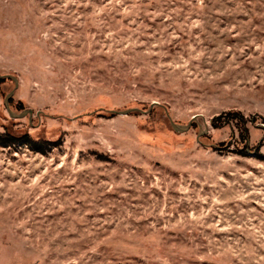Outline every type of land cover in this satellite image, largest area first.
<instances>
[{
	"label": "rangeland",
	"instance_id": "374dc122",
	"mask_svg": "<svg viewBox=\"0 0 264 264\" xmlns=\"http://www.w3.org/2000/svg\"><path fill=\"white\" fill-rule=\"evenodd\" d=\"M4 75L0 264H264V0H0Z\"/></svg>",
	"mask_w": 264,
	"mask_h": 264
},
{
	"label": "water",
	"instance_id": "95a60500",
	"mask_svg": "<svg viewBox=\"0 0 264 264\" xmlns=\"http://www.w3.org/2000/svg\"><path fill=\"white\" fill-rule=\"evenodd\" d=\"M2 79H11V80L14 81V83L16 85V88L19 86L18 79L16 77L12 76V75L0 76V80H2ZM14 93H15V91H12L10 94L7 95V97L5 99V107H6V110H7L8 114H9V116L12 119H22V118H25L26 116H29L30 118H32L33 117V110H26V111H24V112H22L20 114H17L11 109L10 101L13 98ZM154 104L157 105L156 103H154ZM138 111H139L138 109H128V110H124V111L113 110V111H110V113L112 115L127 116V115H129L131 113L138 112ZM196 120H197V117H194L192 119V121L190 123H188L187 125L177 124V123H175L174 121L171 120V125H172L173 129L176 132H178V133H186L192 128V124ZM208 133H209V129L206 127V129L203 131V134H208Z\"/></svg>",
	"mask_w": 264,
	"mask_h": 264
},
{
	"label": "trees",
	"instance_id": "16d2710c",
	"mask_svg": "<svg viewBox=\"0 0 264 264\" xmlns=\"http://www.w3.org/2000/svg\"><path fill=\"white\" fill-rule=\"evenodd\" d=\"M1 84H2V80H0V85ZM11 104H12V101L10 102V107H11ZM20 108H21V110H23L22 106ZM18 114H20V113H18ZM229 115L230 116H234L237 119L240 118L239 116H241L239 113H229ZM213 126L218 128V126L216 125L215 120H213ZM243 135H244L243 139L246 141L247 138H248V132H247L246 129H245V134H243ZM18 142L25 143L27 146H29L31 148V150L37 151V152H43V151H40V147H42L43 145H52L54 147L57 146L56 143H52V142H49V141H41V140L38 141V140H35L29 134H26L23 137H16V136L10 134L7 131H5L3 133L0 132V146L9 147V146H12V145H14V144H16Z\"/></svg>",
	"mask_w": 264,
	"mask_h": 264
}]
</instances>
